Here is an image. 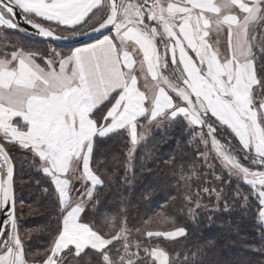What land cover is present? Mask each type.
Segmentation results:
<instances>
[{"label":"snow or ice","instance_id":"obj_1","mask_svg":"<svg viewBox=\"0 0 264 264\" xmlns=\"http://www.w3.org/2000/svg\"><path fill=\"white\" fill-rule=\"evenodd\" d=\"M20 20L46 40L89 30L103 38L63 54L19 42L0 49V210L8 212L0 264H29L15 215V177L25 165L42 174V193L58 209L42 264H74L86 250L96 264H170L165 248L130 243L127 227L105 232L87 219L115 183L100 158L110 141H130L125 185L136 180L134 159L148 173L145 186L160 185L163 174L135 156L149 126L196 131L206 149L198 153V190L179 170L181 210L201 208L205 195L223 211L239 205L251 216L256 209L262 231L254 250L264 253V0H0V26L26 32ZM146 237L189 239L184 226ZM182 264L194 262L185 257Z\"/></svg>","mask_w":264,"mask_h":264},{"label":"trees","instance_id":"obj_2","mask_svg":"<svg viewBox=\"0 0 264 264\" xmlns=\"http://www.w3.org/2000/svg\"><path fill=\"white\" fill-rule=\"evenodd\" d=\"M14 42L23 43L28 48L41 52L52 48L51 46L58 47L16 30H6L0 35V49L10 51ZM195 133L191 130L182 132L179 129H172L167 133L155 130L142 143L143 147L140 145L137 147L135 156L144 160V166L150 172L163 174L164 178L159 186H145L144 177L148 173L141 174L139 159L133 160L132 171L136 175V180L125 185L124 161L127 147L130 146L128 139L121 138L102 145L100 158L107 164L105 171L113 177L115 183L105 193L100 206L93 210L87 219L105 232H114L118 226L127 227L129 231L126 235L130 243L139 241L150 247L165 248L169 252L170 264L173 259L181 261L182 264L185 257L194 264L196 261H199V264H214L218 259L226 261L227 264H264V253L254 250L261 244L262 231L256 209H253L254 215L251 216L244 215L239 210V205L236 211H223L222 203L219 209H216L214 202L209 201L205 195L200 201L201 208H197L193 213L196 216L195 221L191 213L181 210L182 201L178 190L183 191L185 184V180L180 178L181 168H185L183 175L192 189H199L198 170L202 168V158L198 153L206 149L195 139ZM166 135L167 139L164 138ZM173 161L178 162L175 177L172 175ZM214 163L219 169V163ZM37 181L40 183L37 184ZM47 186L42 174L34 168L27 165L18 168L15 180L17 228L24 244L25 258L31 264L43 262L55 235L58 209L42 193V187ZM242 187L247 191V185ZM159 213L169 217L168 221L162 222L163 217L158 215ZM208 216H211L212 223L208 221ZM106 217L111 221L108 225H105ZM176 226L188 229V240L185 241L181 237L173 242L164 238L146 237L149 230H174ZM209 242H212L213 247H207ZM86 251L90 255L84 260L77 258L74 264H96L95 257L91 255L93 250ZM140 255L145 254L141 251Z\"/></svg>","mask_w":264,"mask_h":264},{"label":"water","instance_id":"obj_3","mask_svg":"<svg viewBox=\"0 0 264 264\" xmlns=\"http://www.w3.org/2000/svg\"><path fill=\"white\" fill-rule=\"evenodd\" d=\"M19 19V17H18ZM20 24L21 27L26 29L27 31L25 33L37 37L43 41H47L50 42L58 47H75V46H80L83 45L85 43H88L90 41H93L95 39H98L100 37H102L103 35H101V33H92L90 30L88 32L85 33V35L83 36H79L76 39L73 40H60V41H54V40H46L43 39L39 36L36 35V31L34 29L31 28L30 25H26L23 23V20H20ZM105 34H107V30H104ZM16 180V177H15ZM16 196V193H15ZM16 217H17V206H16V213H15ZM8 218V212L7 210H0V224L5 223L7 221Z\"/></svg>","mask_w":264,"mask_h":264},{"label":"rangeland","instance_id":"obj_4","mask_svg":"<svg viewBox=\"0 0 264 264\" xmlns=\"http://www.w3.org/2000/svg\"><path fill=\"white\" fill-rule=\"evenodd\" d=\"M4 31H6L4 28H3V26H0V35H3V32ZM52 48H55L57 51H59V52H61V53H64V52H67V51H69V49H70V47H63V48H59V47H55V46H51ZM156 129H153V128H151V126H149V129H148V131L147 132H145L144 133V135H145V141L148 139V137H150L151 135H152V133L155 131ZM142 131V129H139L138 128V135L140 134V132ZM196 132V131H195ZM195 139H197V140H199L200 141V137H199V135H197V132L195 133ZM145 141H142L141 143H143V142H145ZM139 146V145H138ZM137 146V147H138ZM192 207V212H191V214L193 215V213H195V211H196V207L193 205V206H191ZM177 239H179V238H177ZM29 264H31V263H29ZM36 264H42V263H36Z\"/></svg>","mask_w":264,"mask_h":264},{"label":"crops","instance_id":"obj_5","mask_svg":"<svg viewBox=\"0 0 264 264\" xmlns=\"http://www.w3.org/2000/svg\"><path fill=\"white\" fill-rule=\"evenodd\" d=\"M64 33H66V32H64ZM107 34H109V33H107ZM65 35H68L67 33L65 34ZM103 38V36L102 37H100V38H98V39H102ZM96 42V39L95 40H93V41H90V42H88V43H85V44H83V45H80V46H75V47H70V49H69V51H71V50H74L75 48H77V47H84V46H86L87 44H91V43H95ZM68 52V51H67ZM64 53H66V52H64ZM63 54V53H62ZM37 62H40L39 60L37 61ZM43 66V65H42ZM143 81L141 80V83H142ZM71 247V246H70Z\"/></svg>","mask_w":264,"mask_h":264}]
</instances>
